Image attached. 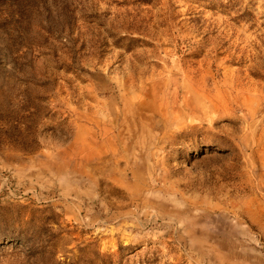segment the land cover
Wrapping results in <instances>:
<instances>
[{"label": "rangeland", "instance_id": "rangeland-1", "mask_svg": "<svg viewBox=\"0 0 264 264\" xmlns=\"http://www.w3.org/2000/svg\"><path fill=\"white\" fill-rule=\"evenodd\" d=\"M0 264H264V0H0Z\"/></svg>", "mask_w": 264, "mask_h": 264}]
</instances>
